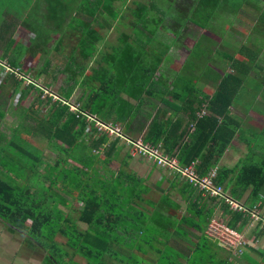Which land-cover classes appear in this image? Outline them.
Wrapping results in <instances>:
<instances>
[{
	"label": "trees",
	"instance_id": "obj_1",
	"mask_svg": "<svg viewBox=\"0 0 264 264\" xmlns=\"http://www.w3.org/2000/svg\"><path fill=\"white\" fill-rule=\"evenodd\" d=\"M18 1L24 4L19 6L18 15L8 16L9 20L3 17L5 22L0 23V67L6 70L1 87L11 97L18 92L22 97L29 91H35L36 96L19 112L16 128L9 129L8 136L0 133L2 226L23 235L30 246L39 247L46 264H82L74 260L76 256L85 264H107L108 259L124 264L128 257L138 264L147 249L163 255L154 264H181L177 262L179 252L166 243L173 235L182 234L173 231L172 221L148 198L149 189L141 184V178L126 169L134 157L130 153L121 157L123 146H118V139L107 140L85 118L94 116L102 123L119 124L125 137L129 129L140 132L150 118L149 108L153 110L146 98L165 103L163 70L170 61L168 52L185 35L189 23L203 31L199 39L214 43L211 34L215 23L231 27L233 21L246 19L251 25L246 41L254 49L241 44L235 56L215 49L213 53L228 61L233 73L218 77L211 71L217 84L209 99L211 114L197 118L195 110L189 112L188 120L194 121L195 128L189 141L183 140L188 132L182 130L180 119L161 122L155 118L143 138L154 147L161 141L168 157H174L178 150L181 166L198 159L196 170L205 174L233 138L236 126L230 122L228 109L234 106L240 90L249 86L244 91L248 98L264 93V0H133L132 7L126 0ZM21 19L35 31L27 46L10 38L9 30ZM117 26L125 31L116 44H107L102 31L107 33ZM166 35L171 38L170 45L163 41ZM206 54L205 50L201 56L199 52L193 55L197 62L192 68L201 64L212 69L209 60L213 57L206 60ZM24 56L35 59L36 67L23 70ZM187 65L184 62L182 68ZM40 78L41 86L36 83ZM57 79L62 82L54 94L41 99L43 88H53ZM75 87L81 94L74 113L67 101ZM53 96L57 99L52 100ZM182 101L189 105L192 99L185 96ZM43 105L48 111L38 117ZM178 109L184 112V108ZM207 133L211 134L208 138ZM43 141L56 152L53 161L45 160ZM260 160L257 164L249 156L241 165L236 175V187L240 185L241 190L228 186L226 178L231 172L221 167L214 183L223 190L228 188L226 195L237 202L251 185L253 194L260 192L264 156ZM205 209L206 205L193 204L191 217L182 218L181 225L201 231L204 216L207 220L211 216ZM193 216L201 221L194 222ZM229 216L227 224L241 232L245 219L237 213ZM56 237L65 239L64 246L51 242ZM203 254L200 247L184 264H207Z\"/></svg>",
	"mask_w": 264,
	"mask_h": 264
},
{
	"label": "crops",
	"instance_id": "obj_2",
	"mask_svg": "<svg viewBox=\"0 0 264 264\" xmlns=\"http://www.w3.org/2000/svg\"><path fill=\"white\" fill-rule=\"evenodd\" d=\"M197 29L199 28L197 27ZM199 38V36L195 38L193 41L194 43L188 50H190L193 45L199 41ZM161 40H163V38H161ZM163 41H165V43H169L170 45L171 38L169 35H166ZM173 44L174 46H171L170 51L168 52L170 55V61L165 70H163L165 75L164 83L167 88L166 91H164L165 103L159 100H154L151 97L146 98V102L153 106V110L149 108L148 113L150 114V118L147 120L145 123L146 125L140 132L135 129H129L127 131V137L129 136L128 138L130 139H139L144 142L143 138L150 129L148 128V126H150V122L152 120H156L155 118H157V120L161 122H168L170 120L174 122L176 119L182 120L183 129H181L184 130V132H188V135L183 140L184 142L189 141L188 136L191 135L195 129L194 121L192 122L188 120L189 112L192 114V111L195 110V116L197 118L205 116L208 117L211 114L208 110L209 99L214 94L217 86L213 80V76L215 74L214 72L219 74V76L217 75L218 77H221L225 72L233 73V70L230 67L227 71L224 69L220 71V69H216L213 66L212 69H204L198 66L193 68L192 66L191 68H182V64L188 58L187 54L185 56V60L181 64L178 66H172V53L177 51L179 48V43L176 44L175 41ZM173 48L174 50L172 51ZM202 74L208 75V77H198ZM247 87L249 88V86H246L240 90L234 106L229 107L228 109V114L231 120L230 122L236 126L233 138L229 141L226 149L222 153V156L214 167L209 168V170L203 175H199L200 173L197 170L199 176H205L212 169H215V171L220 167L226 169L231 172L229 177L226 178V183H228L229 187H234L237 190H241V186L239 184V186L236 187V175H238V172L242 167L241 165L247 162L249 156H252L254 162L261 161L260 159L264 156V93L257 92L248 98L245 96L246 94L244 92L247 91ZM177 91L180 94H173V92L177 93ZM178 95L179 97H177ZM185 96H190L192 99L189 105L182 101ZM8 106V108H11L12 103L10 102ZM178 107L184 108V112H182L183 109L182 111H180V109L176 110ZM19 110L21 111V109H18L12 112L11 109L9 112V114L11 113L16 116V121L13 127H8V130L16 128V123L20 120L18 119ZM201 111L204 112L203 115L200 114ZM0 113L3 114L2 116L0 114L1 121L8 111L4 110L3 112L0 110ZM218 120H220V117ZM116 126L120 128L122 133V127L119 124ZM0 133L4 132L0 131ZM177 133L179 132L177 131ZM122 134L126 136L124 133ZM137 136L138 138H134ZM208 136H211V134L207 133V138ZM107 140L110 141L113 139L107 138ZM146 143L149 142L147 141ZM258 144L260 147L257 146ZM155 145L158 146L163 153L164 148L162 147L161 141ZM209 145L210 143L206 144V149H208ZM118 146H123L121 147V157H126L129 152L125 142L118 139ZM220 146L221 144L219 147ZM175 152L176 155L174 157L178 162L177 154L179 151L175 150ZM198 161L199 160L196 159L194 162L197 164ZM260 163L261 162L257 164ZM126 169L141 178V184L149 189V197H147L150 198L154 205L161 210L164 217L172 221L175 228L173 231L177 230L182 234V236L177 237L176 234H172L173 231L170 232L173 236L170 237V241L166 243L169 247H173L175 251L179 252L181 259H177V262L184 264L187 259H192L196 255V252H199L200 247H203L204 254L201 257L205 262H207V264H228L229 261L232 264H264V227L261 223L258 222L252 225L249 222L248 216L240 214L242 219H245L246 221L240 233L244 235L248 245L243 249V253L240 256H233L228 251L220 248L205 234V229L209 219L218 218L227 223L230 217L229 214L236 213L229 211L222 200L209 197L206 194L203 195L202 192L190 186L177 173L156 167L151 162L144 159L134 157L127 163ZM219 186L221 187V185ZM253 186L254 185H251L243 191L238 202L249 208L255 207L261 213H264V186L260 189V192H254V194L252 193V190H254ZM223 191L224 193L229 194L228 188ZM195 203H197L198 206H201V204L206 205L204 212L211 214L208 220L204 216V224H200L202 226L200 229L201 231L192 226L186 227L185 225H181L182 218L191 217L189 208ZM193 220L196 223L201 221L198 216H193ZM237 224L239 225L240 223ZM3 229L4 230H0V235H3L6 241L4 240L5 244L3 246L2 243L4 241L0 244V264H23L22 262H24V264H38V261L34 260L36 259V254L34 253L35 251H33L32 248L28 251L29 253H24L25 251L23 252V249L20 251L17 243H14V241L12 242V239L9 237V235L12 236V233H10L5 227H3ZM157 247L161 252L164 250L163 246ZM211 248L212 250L210 251ZM8 250L12 252V255H6V251ZM145 252L146 254L141 257L142 261L138 264H154L156 260L160 261L163 256H158L150 249L145 250ZM24 254L28 255L27 260L23 258L22 255ZM127 263L135 264L130 257H128Z\"/></svg>",
	"mask_w": 264,
	"mask_h": 264
},
{
	"label": "rangeland",
	"instance_id": "obj_3",
	"mask_svg": "<svg viewBox=\"0 0 264 264\" xmlns=\"http://www.w3.org/2000/svg\"><path fill=\"white\" fill-rule=\"evenodd\" d=\"M17 1L18 0H0V23H2V21L5 22L6 19L9 20L8 16H14L15 17L14 14L15 13L17 14V11L19 10L18 9L19 6L24 5L23 3H18L19 1L18 2ZM131 1H133V0H126V2H127L126 4L130 7L133 6ZM137 1L142 2V0H137ZM34 4H35V1L31 4V6ZM123 7L124 6H122V8ZM3 17H5V20ZM182 17H184V15H182ZM199 18L200 17H198V19ZM22 19L20 21H17L15 26L9 30L10 38L12 40H14L15 42H18L20 44L27 46L29 43V38H32L34 36L35 31L33 29H31L25 22H22ZM214 21H216V20H213V22ZM215 24H214L215 28L211 34V38H213L214 43L210 42L208 39L206 40L204 38H201V39H199L198 44H196V43L194 44L195 50L193 52H189L188 49L194 43L193 41L195 40V38H197V36H199V34H201L203 32L201 29H197L196 26L190 25V23H189L188 28H186V30H185L186 31V33L184 35L185 37L182 36L181 38L176 40V44L179 43V45H178L179 51L177 49V51H174L172 53L174 48L171 51L172 57H173L171 59V61L173 63L172 66H178L179 64H181L185 60V56L187 54L188 58L185 62L189 63V65H187V68H189V67L191 68V66H193V64H195L197 62L196 58H193V55L195 56L199 52V55L201 56V54L203 52H205V50H206L207 54L205 55L204 59L207 60V58L213 57L214 59L211 58V60H209V64L211 66L215 67L216 69H218L217 68L218 65H221L220 71H222L223 69L227 71V70H229L228 69L229 68L228 61H227V63L223 62L219 54L213 53V52H215L216 48L219 51L225 52L226 54L231 55V56L236 55V50H237L236 48H238L241 44H245V46L247 48L254 49V46H252V44L249 41H246V36L249 35L248 31L251 28L250 23L246 19L237 20L236 22L233 21L232 22L233 25L231 27H229V23L225 24V25H223L222 23H215ZM124 31L125 30L122 29L121 26H117V29H113L112 31H108L107 33L102 31V34H103V37L105 39V42L107 44L113 45V44L117 43V38L120 37V34ZM208 35H210V34H208ZM212 49H214V50L212 51ZM1 51L2 50L0 49V55H1ZM189 53H190V55H189ZM212 59L214 60V62ZM22 62H23V64H22L23 70H28V69L30 70V69H33L36 67L35 59L30 58L28 56H24ZM200 65L201 64H199V67H200ZM5 72H6V70L2 71V69L0 67V110L3 112H4V110L8 111V113H6V115L0 121V131L4 132L8 136L9 132H10L8 130V127H13V125L16 121V116L11 114V113L9 114V112L11 111V109H12V112H14L15 110H18V109L28 108L30 106V104L33 102V100L36 96V92L35 91H29L26 95H22V97H20L19 92L14 94L12 97L9 96L8 94H4L3 91L5 90V88H2L1 85L3 82ZM60 82H62V81L60 79H57V82L55 83L53 88L52 87H49L47 89L43 88L44 93L41 96V99H44L43 97L45 95L49 96V94H52V93L54 94L55 88H58V86H60V84H59ZM36 83L41 86L42 79L40 78L39 80L36 81ZM80 94H81V90L79 89V87H75L74 91L71 93V95L69 97V100L67 101V104L69 105V111H74L76 109L77 105L75 102H76L77 97L80 96ZM53 97H55V96H53ZM53 97H52V100L55 99ZM10 102L12 103V107L8 108L9 107L8 105L10 104ZM47 111H48L47 106L43 105L42 107H40L38 109L37 116L38 117H40L41 115L43 116L47 113ZM19 112H20V110H19ZM87 131H88V128H87ZM28 138L31 139L32 141H35V139L32 136H29ZM43 138H44L43 140H46L45 137H43ZM134 138H138V136L134 137ZM135 140H137V139H135ZM42 145H43L42 146L43 156L45 157V160L53 161L54 155L56 152L50 146L46 145L45 141H43ZM257 146L260 147L259 144ZM76 204L77 203H75V206H77ZM0 230H4L2 227V223L0 224ZM9 237L12 239V242L14 241V243H17L18 249L20 251H22V249H23V252L25 251L24 253H29L28 251H30V248H32L33 251H35L34 253L36 254V256H35L36 259H34V260H37L38 264H46V262L44 261V258H43L44 254L42 253L41 249H39V247H37L35 244H32V246H30L28 244V242L25 241V237H23V235L18 234V233H12V236L9 235ZM4 240H5L4 236L0 235V244ZM5 241L2 243V246L5 244ZM7 242H8V240H7ZM51 242L55 243L58 247H61L60 245L64 246L65 239L62 237H56L53 240H51ZM46 247H47V243L45 244V248ZM211 250H212V248L210 249V251ZM45 251L47 253V248ZM6 255L10 256V255H12V252L10 250L6 251ZM22 256L25 260H27V257H28L27 254H24ZM0 259H1V257H0ZM74 260L79 261L82 264H85V261L82 260L81 258L77 257V256L74 257ZM105 262L107 264H120V263H118L114 260H111V259H108L107 261L105 260ZM22 263L24 264V262H22ZM124 264H131V263L125 262ZM228 264H232V263L229 261Z\"/></svg>",
	"mask_w": 264,
	"mask_h": 264
},
{
	"label": "built area",
	"instance_id": "obj_4",
	"mask_svg": "<svg viewBox=\"0 0 264 264\" xmlns=\"http://www.w3.org/2000/svg\"><path fill=\"white\" fill-rule=\"evenodd\" d=\"M53 98L57 99L56 97ZM76 111L77 109L71 112L75 113ZM200 114L203 115L204 112L201 111ZM85 120L93 124L98 134H103L111 139L117 138L123 140L131 156L147 160L155 164L156 167L177 173L190 186L202 192L203 195L206 194L209 197L222 200L229 211L248 216L249 222L252 225L259 222L264 227V213H261L255 207L249 208L240 202L232 200L224 193L222 187L214 183L216 175L215 169L210 170L205 176H199L196 170V162H191L187 166H180L175 157L164 155L158 146L154 147L141 140H133L125 137L116 125L102 123L94 116H87ZM205 234L220 248L228 251L233 256H240L243 253V249L248 245L242 233L231 228L226 222L218 218H211L209 220Z\"/></svg>",
	"mask_w": 264,
	"mask_h": 264
}]
</instances>
